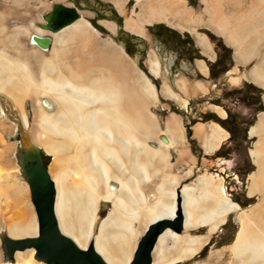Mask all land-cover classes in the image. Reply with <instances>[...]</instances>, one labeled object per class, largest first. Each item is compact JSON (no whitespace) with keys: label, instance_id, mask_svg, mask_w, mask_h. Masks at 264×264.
<instances>
[{"label":"bare ground","instance_id":"bare-ground-1","mask_svg":"<svg viewBox=\"0 0 264 264\" xmlns=\"http://www.w3.org/2000/svg\"><path fill=\"white\" fill-rule=\"evenodd\" d=\"M109 2L124 16L125 30L142 37H145V26L161 22L173 25L174 19L185 20L190 16L186 0H136L135 11L130 15L124 12L127 0ZM103 25L115 31L113 24ZM90 30L96 31L82 17L62 29L54 36L58 45L53 46V57L44 58L43 62L50 64L57 57H68L65 54L67 44L78 41L84 32ZM52 45L53 42L51 48ZM120 50L126 55L121 47ZM75 51L74 66L59 68L54 77L45 76L47 71L43 70V78L38 83L31 76L32 70L26 60L2 54L0 93L21 110V130L29 135L31 142L53 156L48 174L55 188V214L60 233L81 250L92 248L106 264H130L138 245L133 244L137 232L132 225L138 221L139 212L132 211L129 218L128 210L124 208L126 205L120 200L123 191L131 192L127 190L129 186L124 175L133 177L137 172L144 173V180L149 181L151 176L147 170L152 161H157L153 162L157 164L155 167L161 168L159 164L168 158L164 143L156 149L149 145L161 133L149 112L152 99H156L155 87L140 69L135 71L121 64L116 56ZM149 73L154 78L160 74V63L155 54L149 57ZM40 97H47L50 101L43 102ZM28 98L34 102L32 127L22 112L23 103ZM251 134L262 138L251 150L257 170L249 176L248 195L259 196L256 205L242 210L226 196L222 181L202 176L197 188L183 187L178 193L171 191L174 204L167 214L172 220L151 222L153 225L163 220L174 221L180 213L183 219L180 234H183L184 225L192 229L202 224L211 235L225 225L230 214L241 211L240 228L229 248L230 254L213 253L207 264H264V121L252 129ZM23 197L13 188L6 190L3 196L0 220L8 228V235H5L12 240L38 235L36 215L33 216L28 209L31 207L24 204ZM178 197L182 199V209L181 201L176 207ZM104 201H111L113 210L99 221L98 213ZM198 213H201V224L197 223ZM180 234L166 230L159 237L154 258V251L152 253V264L181 263L196 256L209 241L208 235L201 239L189 236L182 240ZM167 238L179 244L180 251L175 252V256L166 255L161 249ZM15 259L17 264H30L22 262L18 252Z\"/></svg>","mask_w":264,"mask_h":264},{"label":"rangeland","instance_id":"rangeland-1","mask_svg":"<svg viewBox=\"0 0 264 264\" xmlns=\"http://www.w3.org/2000/svg\"><path fill=\"white\" fill-rule=\"evenodd\" d=\"M102 1L115 7L111 2H109V0ZM135 1L136 0H127L124 10L126 15H130L134 10L133 7ZM195 3V6H197L198 0H195ZM58 5L76 7V9H78L80 12V17L84 18L89 23L92 18H95L96 24L101 27L103 31L97 29L90 23L96 31H86L78 41L75 40L68 43L66 46L68 51L65 50V54H67L68 57L61 59L57 57L55 60L53 59L50 64H46L43 62V59L52 58L53 46L58 44H56L54 37L57 33H49L43 29V26L46 25V17ZM97 8L98 5L96 0H89L85 7L77 5V0H0V56L4 54L14 58H19L21 60H26V62H28L30 65V69L32 70L31 76L33 77L34 81L38 83L43 78V70L47 71L45 76L54 77L59 68L68 69L69 66H74L75 50L83 53H89L90 51L107 53L111 56L118 57L119 61L122 62L121 64L131 67L135 71L140 69V71H142L149 78L150 82L155 87L156 92V99H152L149 112L161 130H164V126L172 114L180 117L184 129H186L187 125H190V131L191 127L195 123H206L202 121V115L204 114L199 112V106L202 103V99L190 102V105L188 106L185 101L179 97H176V104L182 107V109H179L177 106H174L175 102L168 100L167 96L164 94L165 87H168L169 89L170 83L174 77L181 72V69H179V71L175 70L170 72L169 67L167 68L164 66L166 63L168 65L173 63L174 59L169 57L167 52H165L164 49L152 39L148 32V28L153 25H164L168 27V24L156 23L151 26H145V37H142L129 33L125 30V18L116 8L115 9L120 15L121 24L115 22L109 14H105V17L103 18L101 17V20L99 17H95V15L92 13V10L96 11ZM197 10L198 7L196 8V11ZM104 23L113 24L115 26V31L113 32L108 30L103 25ZM39 30H42V33L38 34ZM33 35L49 37L53 42L52 48L50 47L51 49L48 51H43L36 45L32 44L31 38ZM197 35L198 34H193L194 37ZM131 36L136 37L143 42L130 40L129 37ZM127 42L129 43L130 47L127 46ZM120 47L124 50L126 55H123ZM57 48H60V46H57ZM127 48L129 50H127ZM151 54H155L160 63V74L156 79L151 77L148 73L149 57ZM0 61L4 62L3 59H0ZM140 64L143 65L144 69L140 67ZM49 71L52 74L49 73ZM261 91V97L264 99V90ZM40 100L43 102L50 101L47 97H40ZM33 107L34 102L32 99L28 98L24 101L22 112L28 118L30 127H32L34 124ZM20 122L21 110H19L18 107L12 105L8 97H6L3 93H0V213L4 204L3 196L6 195V190L8 191V189L13 188L25 196L23 197V202L25 205L27 204L31 207L28 208L29 206L26 205L32 215L34 213L33 216H35L34 208L30 201L29 188L27 189V184L20 177L17 160L15 157L16 144L20 139ZM191 122L194 123L192 124ZM252 126H255V121ZM188 139L190 140L189 137ZM261 139V137H252L248 139L247 143L243 144H239V142L237 143L238 140H236L237 145L240 146L237 147V150H232L230 155L225 158L218 157L216 154L209 157L206 156L202 151V160L198 161V164L195 166L196 169L193 176L188 177V174L185 175L186 171L188 170L187 166L181 167L177 171L179 173H175L177 176L183 175L180 176L181 182L178 188L181 189L183 186L195 187L197 180L201 176L212 177L217 182L222 180L226 195L231 198L232 201L237 203L242 210L251 208L260 201V198L258 195L255 197L248 196V186L250 182L249 176L257 170V167L250 156V151L254 149L255 143ZM166 141L167 136L161 131L157 138L149 145L156 149L159 147L160 143L167 144L165 143ZM190 143L193 144L191 140ZM233 145V143L227 141L222 146L231 148ZM193 146L194 152L199 150L196 144H193ZM42 154H44L48 160L47 164L50 166L53 162V156L49 154L44 148H42ZM175 154L176 151L171 149V155L175 157ZM195 156H197V154ZM23 190H25V192L27 190L28 193H25ZM21 191L25 194L21 193ZM145 195L147 197V206L154 205L159 197L157 193H153L151 191L150 193H145ZM169 204H171V201H169ZM135 207L136 208H134L133 205L134 210L140 211L141 214L146 212L145 209L137 210L138 207H142V204L140 203L138 206L135 205ZM111 209L112 203L102 202L99 213L101 212V216H106ZM240 213L241 211H237L230 214L227 217L225 225L221 226L214 234L209 235L207 227H203L199 231L185 232L184 235L190 234L191 236L208 235L209 241L207 245H205V247L207 246L208 249L207 252L201 254L205 248L204 247L201 252L193 258L186 259L185 261L177 264H207L210 255L213 253L215 254L217 252H223L226 256L229 255V248L233 244L236 234L240 228ZM142 219L143 218H141L139 221H134L133 225L136 226L137 224L142 223ZM100 220L101 219L99 218V221ZM2 233L8 235V228L2 225L0 220V234ZM140 238L141 237L138 235L137 230V239L135 242H133V244L138 242ZM161 249L166 255L170 256H175L180 251L178 245L171 238H167L165 240L164 244L161 246ZM18 253L21 255L22 262H28L30 264H44L38 263L34 260V250ZM15 255L12 262H6L4 260V253L0 241V264H17Z\"/></svg>","mask_w":264,"mask_h":264},{"label":"crops","instance_id":"crops-1","mask_svg":"<svg viewBox=\"0 0 264 264\" xmlns=\"http://www.w3.org/2000/svg\"><path fill=\"white\" fill-rule=\"evenodd\" d=\"M186 1L190 10V16L185 20L174 19L172 21L173 25H170V27L168 25V28L182 35H190L202 59L184 63L181 67V72L174 77L169 85L171 91L168 87H165L164 94L168 100L174 101V106H177L179 109H182V107L176 104V97L181 98L188 106L190 102L202 99V103L199 106L201 114L209 112L215 114L220 120L225 121L228 117L227 112H230L238 116L239 121L243 125L255 121V126H251L252 128L249 127L248 129L247 138H258V136L252 135L251 132L261 121H264V112L255 114L252 108L240 103L236 98H224V92L240 89L245 84L252 85L259 90H264V0H198L197 6L192 5L188 0ZM197 7L198 10L196 11ZM193 34L198 35L194 37ZM209 34L221 40L232 51V68L218 79L210 77L208 63H215L218 54L216 45L211 41ZM261 105L264 107V99L262 97ZM161 131L167 136V141L165 142L167 143L165 144L167 147V160L163 161V164L162 162L159 164L161 168L159 166L155 167L157 164L154 165V163L157 161H152L147 170L148 175L151 176L149 181L144 180V173L140 174L137 172L133 177L130 174L124 175L125 182L129 186H127V190L130 189L131 194L129 191H126L127 193L123 191L120 195L121 202L123 205H126L124 208L128 210L127 213L125 209L128 217L132 211L135 213V205L138 206L139 203L142 204V207H138L137 210H146L143 214L140 211H136V213L139 212L138 221L143 218L142 223L136 226L132 225L134 230L137 228L140 237L154 221L161 219L170 220L171 218L168 217L167 211L172 209L174 204L172 192L178 193L183 187H190L183 186L181 189L178 188L181 182L180 176H183L175 174L179 173L177 172L178 169L187 166L188 170L185 175L188 174V177L193 176L196 169L195 166L198 164V161L202 160V151L206 156H214L222 145L230 139V133L215 122L195 123L191 127L190 140L197 145L199 150L194 152V146L188 139L186 129L182 125V120L175 114L171 115L164 126V130ZM171 149L176 151L175 157L171 155ZM196 154L197 156H195ZM201 179L202 176L197 180L195 187L191 188L199 187ZM139 191L142 194L138 193ZM150 191L159 195L155 204L160 209L155 204L147 206L145 193H150ZM229 199L231 200V198ZM168 200L171 201V205H169ZM178 201H181L180 206L182 209V199L176 198L177 208ZM104 203L112 202L104 201ZM112 210L113 204L112 209L106 216ZM201 213L197 214H200L197 219V223L199 224L202 221ZM199 219H201L200 222ZM184 228L183 234H180L182 240L191 236L190 234L184 235L185 232L199 231L202 229V224H197L195 226L196 229H187L186 225H184ZM191 237L201 239L202 235ZM201 250L202 247L198 254ZM154 255H156L155 250L153 258Z\"/></svg>","mask_w":264,"mask_h":264},{"label":"water","instance_id":"water-1","mask_svg":"<svg viewBox=\"0 0 264 264\" xmlns=\"http://www.w3.org/2000/svg\"><path fill=\"white\" fill-rule=\"evenodd\" d=\"M79 18L80 12L76 7L58 5L46 17V25L43 26V29L49 33H58ZM31 42L41 50L48 51L52 40L49 37L33 35ZM15 157L20 177L29 188L30 201L36 215L38 235L29 239L12 240L3 234L0 241L4 260L12 262L17 252L34 250V259L38 263L106 264L92 248L81 250L60 233L55 214V188L48 174V164L44 160L42 149L34 145L29 135L22 130L16 144ZM182 225L183 219L180 213L177 214L174 221L163 220L151 225L139 240L130 264H152V253L159 237L166 230L180 234Z\"/></svg>","mask_w":264,"mask_h":264},{"label":"trees","instance_id":"trees-1","mask_svg":"<svg viewBox=\"0 0 264 264\" xmlns=\"http://www.w3.org/2000/svg\"><path fill=\"white\" fill-rule=\"evenodd\" d=\"M192 5H195V0H188ZM101 19V17H100ZM113 20H115L112 17ZM117 23L121 24V19L118 17ZM90 23L95 26L97 29L103 31L101 27H99L95 20H91ZM148 32L152 39L159 44L160 47L167 52V55L171 57L173 63L164 65L165 67H169V71H179L184 63L193 62L196 59H202V57L198 54L194 42L190 35L188 34H180L164 25H153L148 28ZM211 41L216 45L218 58L215 63H208L210 70V77L212 79H218L221 76L225 75L232 68V51L228 49L221 40L217 39L213 35L209 34ZM130 40L143 42L136 37H129ZM145 43V42H144ZM127 50H129L127 48ZM140 67L144 69L143 65L140 64ZM178 69V70H177ZM261 93L262 91L253 87L252 85L245 84L242 88L224 92V98H236L240 103L244 104L247 107L253 109V112L257 114L259 111H264V107L261 105ZM228 117L225 121L220 120L217 116L206 113L202 115V121L204 122H215L222 126L225 130L230 133L229 141L233 143V147L222 146L220 150L216 153L218 157L225 158L230 155L232 150H237L240 145L248 142L247 133L249 127L253 125V121L246 123L243 125L238 116L227 112ZM192 124L194 122H191ZM188 137H191L190 125L186 126ZM236 140L237 143H236ZM195 144L194 142H192ZM44 156V154H43ZM44 160L46 164L48 160L44 156ZM105 216H101V212L99 213V218L102 219ZM208 247L206 246L204 250L201 252H207Z\"/></svg>","mask_w":264,"mask_h":264},{"label":"flooded vegetation","instance_id":"flooded-vegetation-1","mask_svg":"<svg viewBox=\"0 0 264 264\" xmlns=\"http://www.w3.org/2000/svg\"><path fill=\"white\" fill-rule=\"evenodd\" d=\"M87 2H89V0H77V5L85 7ZM96 3L98 5L97 10L96 11L92 10V13L95 15V17L103 18L105 17V14H109L111 17L115 19L114 20L115 22L117 21L118 17H120L117 10L112 5L105 3L102 0H96ZM91 20H95V18H92ZM127 46L130 47L128 42H127Z\"/></svg>","mask_w":264,"mask_h":264}]
</instances>
